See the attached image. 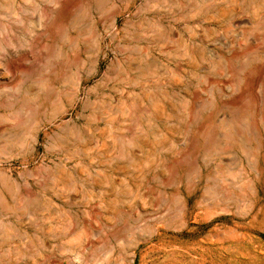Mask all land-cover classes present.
<instances>
[{
  "label": "rangeland",
  "instance_id": "374dc122",
  "mask_svg": "<svg viewBox=\"0 0 264 264\" xmlns=\"http://www.w3.org/2000/svg\"><path fill=\"white\" fill-rule=\"evenodd\" d=\"M8 1L0 264H264V0Z\"/></svg>",
  "mask_w": 264,
  "mask_h": 264
},
{
  "label": "bare ground",
  "instance_id": "6f19581e",
  "mask_svg": "<svg viewBox=\"0 0 264 264\" xmlns=\"http://www.w3.org/2000/svg\"><path fill=\"white\" fill-rule=\"evenodd\" d=\"M6 1H8V0H6ZM8 2H9V1H8ZM7 4H8V3H7ZM1 6H3V5H1ZM8 6H9V4H8ZM8 6H7V7H8ZM10 7H11V5H10ZM4 199H5V198H4ZM1 202L3 203V201H1ZM7 210H8V209H7ZM171 213H172V212H171Z\"/></svg>",
  "mask_w": 264,
  "mask_h": 264
}]
</instances>
